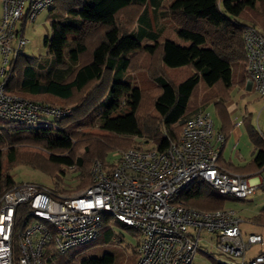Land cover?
Returning <instances> with one entry per match:
<instances>
[{
  "label": "trees",
  "instance_id": "obj_1",
  "mask_svg": "<svg viewBox=\"0 0 264 264\" xmlns=\"http://www.w3.org/2000/svg\"><path fill=\"white\" fill-rule=\"evenodd\" d=\"M55 1L48 17L51 33L44 38L47 55L19 54L7 90L34 103L70 108L72 115L42 117L38 127L0 118V197L21 183L13 174L18 165L48 174L55 191L67 179L75 189L88 187L94 162L110 173L122 153L138 144L166 148L207 105L218 115L219 133L228 137L225 102L235 86L245 87L244 31L264 33V0ZM130 91L138 100L121 107L120 96ZM244 123L258 151L245 169L260 172L264 136L250 117ZM90 128L101 133L86 131ZM69 168L74 170L67 175ZM177 199L188 208L216 210L231 208L235 198L192 182ZM23 209L17 208L20 226ZM101 219L93 254L87 248L92 242L64 253L51 244L44 264H136L140 232L108 213ZM254 220L264 224V211ZM123 230L138 237L130 255L115 247L123 242Z\"/></svg>",
  "mask_w": 264,
  "mask_h": 264
},
{
  "label": "built area",
  "instance_id": "obj_2",
  "mask_svg": "<svg viewBox=\"0 0 264 264\" xmlns=\"http://www.w3.org/2000/svg\"><path fill=\"white\" fill-rule=\"evenodd\" d=\"M55 0H0V118L35 123L59 118L72 109L41 105L10 93L7 83L15 58L29 43L18 21L33 22ZM16 41L13 45V41ZM247 82L264 97V33L244 31ZM223 136L212 114L202 110L190 117L177 142L159 150L138 144L120 156L110 173L96 161L93 182L74 196H64L44 184L21 182L0 197V264H44L51 244L64 253L94 241L102 227V213L140 232L136 264H191L211 234L216 252L207 253L220 264H264V251L247 253L263 237L243 235L241 217L233 208L199 210L177 200L192 182H205L219 193L245 199L257 184L219 165ZM23 206L22 226L17 208Z\"/></svg>",
  "mask_w": 264,
  "mask_h": 264
},
{
  "label": "rangeland",
  "instance_id": "obj_3",
  "mask_svg": "<svg viewBox=\"0 0 264 264\" xmlns=\"http://www.w3.org/2000/svg\"><path fill=\"white\" fill-rule=\"evenodd\" d=\"M170 2L171 0H164V5H168ZM55 3L53 4L55 5ZM51 8L52 6L41 11L37 15L35 21L27 22L25 24L24 34L29 39V43L23 49V52H25V54L33 55L36 57H45L47 55V49L44 45V38L51 33L50 23L48 20L49 15H51ZM2 13L3 12L0 4V20L2 18ZM158 21H161V19H158ZM17 25L19 26V28L22 26L20 22H18ZM174 38H178L176 34ZM15 43L16 41L14 40L13 45H15ZM139 59L141 61L143 59V56H140ZM174 77L180 78V74L179 76L175 74ZM230 99L234 100V102L237 103L239 107V111L237 113L238 118L236 119V121L239 119L242 120L244 119L245 115H248L256 130L264 135V97L260 96L257 91L255 92L253 90H247L245 87L235 86L231 92ZM137 100L138 98L135 91H130L128 94L120 96L121 107H125L126 105L136 102ZM208 110L211 112V114L215 113V110L213 108H209ZM42 124L44 123L41 121L35 123L18 122V125L30 127H38ZM86 131L97 134L101 133L98 128H90V130ZM241 146L243 145L241 144ZM21 150L23 151V156H26L24 147ZM68 170L69 171L67 175L71 174L74 169L69 168ZM13 174L15 175V178L18 182L32 181L52 187L51 177H49L48 174L42 172L40 169L34 168L32 166L18 165L17 167H15ZM262 175L264 176V173ZM71 184V180L67 179L62 185V187H64L65 189L63 188L62 190L57 192L64 196H74L78 192L86 188L75 189ZM229 206L236 210L238 215L241 217L242 221L240 226L243 233H260L263 237V241L261 243L253 245L248 254L251 255L258 250L264 251V224L256 222L254 220L259 213L264 211V188L257 186L256 192L253 195L245 199L231 200ZM122 235L123 242H120V245L116 244L115 247L120 248L121 251L126 255H130L132 253L133 246H135L137 243L138 237L137 235H134L127 230H123ZM202 236L206 238V241H203L201 243L202 248L197 252L192 264H214V258L207 254L216 252L215 246L212 242L211 234L203 231ZM94 243L95 242H92L87 246L89 253H94V250L96 249V245Z\"/></svg>",
  "mask_w": 264,
  "mask_h": 264
},
{
  "label": "crops",
  "instance_id": "obj_4",
  "mask_svg": "<svg viewBox=\"0 0 264 264\" xmlns=\"http://www.w3.org/2000/svg\"><path fill=\"white\" fill-rule=\"evenodd\" d=\"M1 4V2H0ZM2 12H3V6L1 4ZM3 14V13H2ZM2 17V15H1ZM1 22V20H0ZM18 22L22 24V26L19 28L17 25ZM15 25V28L17 31H23L25 29V22L18 21ZM25 32V30H24ZM2 63V55L0 53V65ZM245 88L247 90H253L256 92L253 86H251L250 83L247 82L245 84ZM226 109L229 114V121L231 125V130L228 131V137L223 140V142L220 144V157H219V165L224 168L225 170H231L235 173H238L240 175H244L248 177L252 183L257 184L260 186L264 183V176L262 175L264 173V169L260 172H248L245 169V166L254 160L255 156L257 155V149L255 148L254 143L252 142L249 133L246 129L244 119H239L237 113L239 111V107L237 103L234 102V100L229 99L225 102ZM206 108H212L211 106L207 105ZM206 109V110H208ZM245 115V114H244ZM237 116V117H236ZM248 116V115H247ZM245 115V117H247ZM213 121H214V127L217 132H220L221 123L219 121L218 115L215 111V113H212ZM251 121V119H250ZM252 123V121H251ZM253 124V123H252ZM254 125V124H253ZM264 136V135H263ZM241 144L243 146H241ZM243 170V171H241ZM242 230V229H241ZM243 232V231H242ZM260 234V233H258ZM244 236L247 234L243 233ZM262 250H258L255 253L249 255L247 253L248 257H252L255 254L259 253ZM195 259V258H194Z\"/></svg>",
  "mask_w": 264,
  "mask_h": 264
}]
</instances>
